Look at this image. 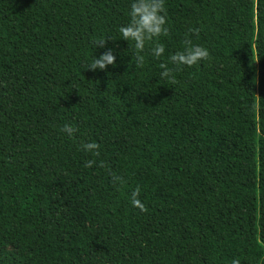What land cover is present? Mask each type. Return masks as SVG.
I'll list each match as a JSON object with an SVG mask.
<instances>
[{
  "label": "trees",
  "instance_id": "1",
  "mask_svg": "<svg viewBox=\"0 0 264 264\" xmlns=\"http://www.w3.org/2000/svg\"><path fill=\"white\" fill-rule=\"evenodd\" d=\"M132 2L0 0V264H264V0H165L142 68Z\"/></svg>",
  "mask_w": 264,
  "mask_h": 264
},
{
  "label": "clouds",
  "instance_id": "2",
  "mask_svg": "<svg viewBox=\"0 0 264 264\" xmlns=\"http://www.w3.org/2000/svg\"><path fill=\"white\" fill-rule=\"evenodd\" d=\"M165 0H133L130 5V21L127 25L121 26L119 32L123 39L134 42L133 47L135 49V66L142 68L145 63V57L141 53L144 52L146 42L153 43L151 48L152 54L159 58L165 52V46L158 39L154 41V38L160 36H168L169 28L167 24V10L164 6ZM189 33H195L199 35V29H189ZM106 37L97 41L96 46H105ZM184 48L182 51H177L172 54L168 59L172 64L180 66L186 65L191 67L197 64L201 60H205L209 57L208 50L199 44H193L188 33L183 41ZM115 56L111 49L104 52L99 58L94 56L93 61L87 68L95 70L105 69L109 64H115ZM163 71L160 73L161 78H168L175 83V76L173 75L174 69L169 68L167 63H161L159 65ZM62 131L71 136L77 129L73 128L69 124L63 126ZM100 145L96 142L84 143L82 149L86 152H90L95 156H99ZM95 163L94 160H88L85 163V167H91ZM100 166L104 167V163L101 161ZM123 183V181H121ZM141 189L139 186L131 194V202L134 207H138L141 211L146 212L147 207L138 199ZM231 264H240L239 259H233Z\"/></svg>",
  "mask_w": 264,
  "mask_h": 264
}]
</instances>
